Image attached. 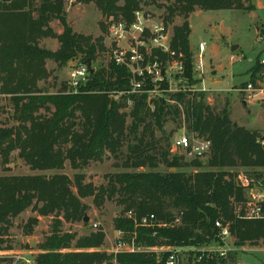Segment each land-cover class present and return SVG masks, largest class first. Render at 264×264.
I'll return each mask as SVG.
<instances>
[{
  "label": "trees",
  "instance_id": "16d2710c",
  "mask_svg": "<svg viewBox=\"0 0 264 264\" xmlns=\"http://www.w3.org/2000/svg\"><path fill=\"white\" fill-rule=\"evenodd\" d=\"M83 1L94 2L105 20L128 23L143 10L144 2ZM150 1L170 3L168 22L175 15L185 18L181 27L174 28L172 49L184 54L185 74L190 81L194 69L189 49L190 15L196 9L256 10L250 0ZM65 7L66 0H0V97L7 101L0 106V113L10 114L13 123L0 127L1 163L9 171L16 153L33 172H55L0 176V252L12 250L7 239L14 220L32 209L40 217L55 220L53 232L38 248L35 264L167 263L169 251L102 252L106 241L102 230L87 236L62 232L63 221H84L89 208L83 200L90 197L98 208L107 201L122 207L114 227L122 234L121 241L136 249L192 250L221 245L217 221L229 227L237 248L264 246V220L242 219L236 214V206L246 203L248 190L239 180L264 186V148L259 142L263 135L234 123L228 105L215 110L203 92H177L168 99L150 102L148 94H124L129 90L128 71L112 60L107 69L93 67L99 54L107 52L105 39L75 33L64 16ZM56 20L63 27L61 34L51 26ZM47 39L58 41L56 52L41 47ZM159 56L164 63L168 59ZM48 61L60 67L71 61L89 62L94 73L78 94L68 93L67 84L51 94L40 86L51 77ZM253 71L264 70L258 64ZM129 101L133 105L127 113ZM169 116L184 123L192 138L211 143L207 162L171 156L172 133L166 130ZM108 157L121 160L117 167L134 172L110 175L108 184L101 187L86 184L83 173L74 179L60 173L67 163L73 170L83 171ZM160 166L169 171L159 172ZM188 169L193 172H186ZM130 212L133 219L127 217ZM150 216L154 221L142 226L143 219ZM37 223V219H30L24 228L26 234H32ZM228 260L235 262L236 255L190 253L192 264H226Z\"/></svg>",
  "mask_w": 264,
  "mask_h": 264
},
{
  "label": "rangeland",
  "instance_id": "374dc122",
  "mask_svg": "<svg viewBox=\"0 0 264 264\" xmlns=\"http://www.w3.org/2000/svg\"><path fill=\"white\" fill-rule=\"evenodd\" d=\"M147 3V4H146ZM170 3L152 4L150 0H144L143 12L151 16L156 22H164L168 28L169 34L173 40L174 28L181 27L185 23L183 16L175 15L171 22L166 21L168 16L167 7ZM64 16L67 23L72 27L77 34L84 36H91L94 39L103 37L105 39V46L107 52L100 53L96 63L93 67L96 69L108 68L111 62L108 47L110 46L109 26L110 20H105L102 13L96 7L94 2L85 3L83 0H66V7ZM255 15L244 13L236 10H220V11H202L196 9L188 19L191 35L189 37V49L193 56L192 67L196 68V63L199 61L200 44L205 45L202 53V61L205 66V73L201 79L198 73L193 69V80L190 81L185 72L183 74L176 73L174 64L170 61L169 81L165 89L170 91H162L154 99L169 98V94L175 92L189 91L190 89L201 90L205 88L204 93L206 101L215 110L220 111L228 105L231 113V120L239 126H243L250 130L253 125L260 127L259 133L264 134V100L261 97L250 101V94L239 93L240 88L247 86L252 82L253 77L256 79L262 75L261 72L256 73L253 67L259 64V60L253 59L254 49L256 48V35L258 41L264 40V17H254ZM104 27H103V25ZM54 32L59 34L63 32V27L59 20L51 24ZM260 28L261 33H257L256 29ZM261 41V42H262ZM59 43L55 39L43 40L41 47L46 50L56 52L59 49ZM228 46H238L235 52H232ZM253 59V60H252ZM168 60V59H167ZM78 61H71L65 67H60L53 61H48L47 69L51 73V77L40 84L41 87L47 89L51 94L58 93L64 85H68L71 73V67L77 65ZM172 90V91H171ZM186 90V91H184ZM0 97V106L7 104ZM175 102H172V104ZM131 106H128L127 113L130 112ZM256 121V123H255ZM13 124L10 114L0 113V127ZM128 124H131V118L128 119ZM254 128V127H253ZM167 133H172L171 143L173 144L179 136L183 134L188 135V130L185 124H181L178 118L169 116L166 122ZM173 146V145H172ZM171 156H183L187 162H191L194 158L189 155L174 150L171 147ZM207 162V158L200 160ZM121 164V160L117 161L112 157H108L102 163H93L83 171L73 170L69 163L62 174L74 179V176L83 173L86 176L85 183H92L96 187L106 186L108 184V176L124 172H134L133 170H126L117 167L116 164ZM10 170L5 171L0 158V176H33L41 174H54L55 172H33L25 165V163L13 154ZM159 172L166 173L168 168L160 166ZM175 172L174 170H171ZM186 172H193L192 169ZM241 174V173H239ZM244 178H241V185H244ZM250 187L246 194L249 199H258L260 190L264 191V186L257 184L252 186L249 180ZM251 197V198H250ZM83 203L88 206L86 213L89 222L85 226L81 223H66L63 221L61 231L64 233H75L78 236H87L92 232L102 230L106 235L104 247L102 252L108 255L121 253L118 250V243L121 238L119 232L115 230L114 220L121 215L122 207L115 202H105V204L98 208L94 204L93 198L83 200ZM30 219H37L38 223L33 228L32 234H26L24 228ZM55 220L53 217H40L37 212L29 209L19 218L14 220L13 228L10 230L8 245L12 248L9 252H0V260L3 264H35V257L39 253V246L46 240L53 232ZM220 246L218 244L209 245L198 249H181L180 253L181 264L190 263V253L204 252L210 254L211 250L217 252ZM226 248V246H225ZM228 256L230 254L236 255L235 262L228 260L226 264H264V246L262 244L251 247L237 248L234 239H229L227 242ZM138 250H152L158 254L165 252V248H138ZM120 251V252H118ZM214 251V252H215ZM212 253V252H211ZM216 254V253H213Z\"/></svg>",
  "mask_w": 264,
  "mask_h": 264
},
{
  "label": "built area",
  "instance_id": "2783aa9c",
  "mask_svg": "<svg viewBox=\"0 0 264 264\" xmlns=\"http://www.w3.org/2000/svg\"><path fill=\"white\" fill-rule=\"evenodd\" d=\"M108 26L110 39L108 51L110 58L116 66L126 69L129 73V90L124 94L129 96L148 94V101L150 102L154 99L152 97H155L160 92L170 91V89H165V86L170 83L168 77L170 61L174 64L173 69L175 72L183 74L185 72V56L183 53H177L172 49V38L166 24L154 21L151 16L141 10L135 13L131 23L125 20L110 19ZM204 49L205 45L200 44L201 55L196 63V68H194L200 79L205 73V66L202 61ZM159 55L166 56L168 60L165 63L162 62ZM259 65L264 70V58L259 60ZM261 73L262 75L256 79L255 83L249 82L246 87L238 90L239 93L250 94V101L258 97L264 100V71ZM91 75L87 64L78 63L73 65L68 83V93L78 94L80 89L86 87L90 82ZM189 91L205 93L207 90L203 88L201 90L190 89ZM180 92L183 91L180 90ZM129 105L132 107L133 103L129 101ZM259 142L264 148V136ZM172 145L174 150L181 151L197 160L206 159L211 150L209 141L192 138L187 134L179 136ZM243 180V184L249 188V180ZM258 192L260 195L258 199L247 198L245 204L236 206L238 218L264 220V191L260 190ZM127 217L133 219L134 215L130 212ZM154 219V216H150L149 219H143L142 226H149V221H154ZM215 228L219 231L218 238L221 245H219L217 252L211 250L210 253L226 257L228 253L226 249L227 242L232 239L229 227L217 221ZM120 235L122 236L121 233ZM121 240L122 238H120L118 243V250H121V252H136L138 250L134 245H128ZM166 251L171 252L166 264H181V249L173 248ZM204 252H207V249Z\"/></svg>",
  "mask_w": 264,
  "mask_h": 264
},
{
  "label": "crops",
  "instance_id": "0c3cea01",
  "mask_svg": "<svg viewBox=\"0 0 264 264\" xmlns=\"http://www.w3.org/2000/svg\"><path fill=\"white\" fill-rule=\"evenodd\" d=\"M250 1H251V4L256 8V10L254 12H251L252 15H255L254 17H259V18L260 17H264V0H250ZM251 13H249V14H251ZM256 32L257 33H259V32L261 33V29L260 28H257L256 29ZM61 33H59V34H61ZM257 35H256V44H255L256 45V48L254 49L255 54H254L253 59L260 60V59L264 58V40L263 41L261 40L262 42L261 41H258ZM230 49H231V47H230ZM238 49H239V47H238ZM255 123H256V121H255ZM256 126H258V124L257 125L256 124L253 125L254 128L251 127L250 130H252V131H258V130H260V127H256ZM263 136H264V134H263Z\"/></svg>",
  "mask_w": 264,
  "mask_h": 264
},
{
  "label": "water",
  "instance_id": "95a60500",
  "mask_svg": "<svg viewBox=\"0 0 264 264\" xmlns=\"http://www.w3.org/2000/svg\"><path fill=\"white\" fill-rule=\"evenodd\" d=\"M228 47H230V46H228ZM237 49H238V46H232V47H231V51H232V52H235ZM86 64H87V65L89 66V68H90V73L93 74V73H94V70L90 67L89 62H87ZM173 170L175 171V169H173ZM239 185H241V182H240V181H239ZM89 221H90L89 218H87V216H85V219H84L83 222H84L85 224H87Z\"/></svg>",
  "mask_w": 264,
  "mask_h": 264
}]
</instances>
